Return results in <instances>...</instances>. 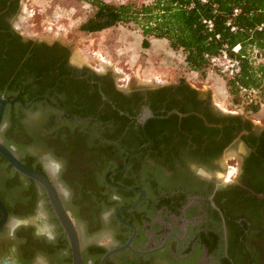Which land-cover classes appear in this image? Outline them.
Returning <instances> with one entry per match:
<instances>
[{
  "label": "flooded vegetation",
  "instance_id": "obj_1",
  "mask_svg": "<svg viewBox=\"0 0 264 264\" xmlns=\"http://www.w3.org/2000/svg\"><path fill=\"white\" fill-rule=\"evenodd\" d=\"M23 2L0 0V96L16 98L0 140L11 130L19 158L46 173L70 214L68 200L104 238L91 245L110 249L133 237L106 264H264V120L225 111L180 80L125 85L112 71L76 62L69 44L25 28ZM19 99L35 100L24 107ZM145 107L194 113L143 125ZM44 149L58 162L47 165ZM14 172L0 171L8 211L24 213L10 217L48 204L60 225L44 188ZM61 233L43 234L30 221L4 225L0 264H39V254L66 264Z\"/></svg>",
  "mask_w": 264,
  "mask_h": 264
},
{
  "label": "rangeland",
  "instance_id": "obj_2",
  "mask_svg": "<svg viewBox=\"0 0 264 264\" xmlns=\"http://www.w3.org/2000/svg\"><path fill=\"white\" fill-rule=\"evenodd\" d=\"M92 0H24L20 20L30 32L35 30L48 39H59L72 48V59L85 63L101 71H112L119 83L128 85L168 84L185 79L203 93L210 94L213 102L225 111H239L253 119L264 120V90H253L243 96L240 103L234 101L229 92L227 77L211 68L207 71H196L188 67L182 50H175L166 38L151 37L149 47L142 46L141 28L131 23H118L99 32H86L80 25L92 16L96 7ZM110 3L132 1L137 5L150 3L152 0H103ZM256 63H264V52H253ZM242 97V96H241ZM248 99V100H247ZM250 99L258 101L257 110L249 108ZM46 163L58 162L57 156L41 152ZM60 184L65 182L59 179ZM68 208L77 222L83 250L93 242H103L100 235H93L86 227L80 213L70 200ZM26 220L34 223L38 230L46 235L56 236L61 233L54 214L48 210V204L36 212L28 214ZM71 251L61 253V261L69 264ZM55 264V257L47 254L38 255L39 264Z\"/></svg>",
  "mask_w": 264,
  "mask_h": 264
},
{
  "label": "trees",
  "instance_id": "obj_3",
  "mask_svg": "<svg viewBox=\"0 0 264 264\" xmlns=\"http://www.w3.org/2000/svg\"><path fill=\"white\" fill-rule=\"evenodd\" d=\"M91 3L96 11L80 25L81 30L94 33L118 23L133 22L141 28L143 47L150 46L151 37L166 38L173 49L184 52L188 67L196 71L211 69L206 54L218 53L227 46L230 54L239 57L242 64L237 76H226L229 92L234 95L233 100L240 103L248 92L264 90V63H256L253 54L255 50L257 54L264 52V0H152L141 5L132 1L110 3L92 0ZM234 8L240 9L236 15L233 13ZM204 18L215 20L213 31L207 29L203 23ZM229 20L230 25L227 23ZM232 26L236 27L235 30H232ZM238 44L240 48L235 52L233 47ZM180 83L190 88L191 92H198L185 79H180ZM250 103L249 108L252 110H257L260 106L254 99H250ZM181 111L187 112L188 109ZM9 132L5 135L7 146L15 144V139ZM0 157L5 162H0V171L12 173L13 167L1 154ZM25 163L33 167L30 163ZM14 174L20 175L16 171ZM9 213L14 216L24 215L15 211ZM60 244L68 246L70 250L67 239H63ZM107 250L102 245H90L87 250H82L83 264L91 259L98 264Z\"/></svg>",
  "mask_w": 264,
  "mask_h": 264
},
{
  "label": "water",
  "instance_id": "obj_4",
  "mask_svg": "<svg viewBox=\"0 0 264 264\" xmlns=\"http://www.w3.org/2000/svg\"><path fill=\"white\" fill-rule=\"evenodd\" d=\"M15 100L16 98H8L6 96H0V126L2 125V122H3V117L6 111L7 104H10L14 102ZM34 100L35 99L25 104L23 100L19 99V103L23 105L24 107H30L34 103ZM173 113H176L179 116H186L194 112L192 111L191 112H181L177 109H173V110L168 111L166 115H154L148 107H145V113L143 117L140 119V121L143 125H145L146 121L151 117L162 118V117L171 115ZM83 120L84 119H80V121H83ZM146 145L147 144H144L141 147H144ZM141 147L135 152L128 153L126 155V158L128 155L137 153L141 149ZM0 154L8 161V163L13 167L15 171L19 172L20 174L28 178L33 179L34 181L39 183L44 188L46 195L48 197V200L53 208V211L57 219L59 220V223L62 227L63 232L65 233L67 237L70 251H71V264H83L84 257L82 254V243H81V238H80L77 225L73 217L71 216L69 210L67 209L64 202L62 201L60 193L57 187L55 186L54 182L52 181V179L46 173L27 165L21 158H19V156L14 151V148L7 146L2 140H0ZM105 180L109 182L107 179V174L105 175ZM126 189L135 190L133 188H126ZM0 211H1L0 228L6 224H9L11 229L13 230L19 224L27 223L29 221L26 219L10 217L8 208L5 202L3 201V199L1 198V196H0ZM117 217L121 222H123L126 225L131 226L135 230V226L125 221L124 219H122L118 215V212H117ZM132 238L133 237H131L124 244L108 249L101 257L99 264H106V261L108 260V258L113 256L114 254L126 248H132V244H131ZM6 264H11V263L6 262ZM89 264H93V263L89 262Z\"/></svg>",
  "mask_w": 264,
  "mask_h": 264
},
{
  "label": "built area",
  "instance_id": "obj_5",
  "mask_svg": "<svg viewBox=\"0 0 264 264\" xmlns=\"http://www.w3.org/2000/svg\"><path fill=\"white\" fill-rule=\"evenodd\" d=\"M201 1L208 2V0H201ZM239 12H240L239 8H234V12H233L234 15L238 14ZM203 23L206 25L209 31L214 30L215 20L213 18H204ZM227 23L230 25L231 20H229ZM231 28L232 30H235L236 27L232 26ZM259 28L261 29L262 25H260ZM217 36L219 37V35ZM239 48L240 45L238 44L233 47V50L237 52ZM206 57H208L211 67L224 76L235 77L240 73L242 69L240 58L235 55H231L230 52L228 51L227 46L223 47L218 53L206 54Z\"/></svg>",
  "mask_w": 264,
  "mask_h": 264
}]
</instances>
